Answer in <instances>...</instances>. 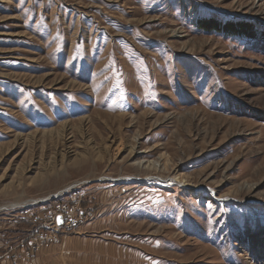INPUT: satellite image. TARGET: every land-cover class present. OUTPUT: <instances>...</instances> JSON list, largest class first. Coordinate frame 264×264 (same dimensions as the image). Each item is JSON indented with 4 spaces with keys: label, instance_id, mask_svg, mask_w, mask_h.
<instances>
[{
    "label": "rangeland",
    "instance_id": "374dc122",
    "mask_svg": "<svg viewBox=\"0 0 264 264\" xmlns=\"http://www.w3.org/2000/svg\"><path fill=\"white\" fill-rule=\"evenodd\" d=\"M0 264H264V0H0Z\"/></svg>",
    "mask_w": 264,
    "mask_h": 264
},
{
    "label": "trees",
    "instance_id": "16d2710c",
    "mask_svg": "<svg viewBox=\"0 0 264 264\" xmlns=\"http://www.w3.org/2000/svg\"><path fill=\"white\" fill-rule=\"evenodd\" d=\"M209 24L210 22H207V24H205V27L206 28H210L209 27ZM249 25L247 24H243V23H239V24H233V23H229V24H226L225 26V29L227 31L231 30L232 32H235V30L239 33H243V34H247V32L249 31V28H248ZM246 32V33H245Z\"/></svg>",
    "mask_w": 264,
    "mask_h": 264
},
{
    "label": "built area",
    "instance_id": "2783aa9c",
    "mask_svg": "<svg viewBox=\"0 0 264 264\" xmlns=\"http://www.w3.org/2000/svg\"><path fill=\"white\" fill-rule=\"evenodd\" d=\"M57 214H58V215H56V214H55V215H56V216H60V217H62V219H63V217L65 216L62 212H58ZM55 215H54V216H55ZM56 216H55V219H56ZM53 223H54V222H53Z\"/></svg>",
    "mask_w": 264,
    "mask_h": 264
},
{
    "label": "bare ground",
    "instance_id": "6f19581e",
    "mask_svg": "<svg viewBox=\"0 0 264 264\" xmlns=\"http://www.w3.org/2000/svg\"><path fill=\"white\" fill-rule=\"evenodd\" d=\"M140 164H141V161L138 162V165H140Z\"/></svg>",
    "mask_w": 264,
    "mask_h": 264
},
{
    "label": "water",
    "instance_id": "95a60500",
    "mask_svg": "<svg viewBox=\"0 0 264 264\" xmlns=\"http://www.w3.org/2000/svg\"><path fill=\"white\" fill-rule=\"evenodd\" d=\"M61 222V220H60V218H59V222L58 223H60Z\"/></svg>",
    "mask_w": 264,
    "mask_h": 264
},
{
    "label": "snow or ice",
    "instance_id": "6c2138e0",
    "mask_svg": "<svg viewBox=\"0 0 264 264\" xmlns=\"http://www.w3.org/2000/svg\"><path fill=\"white\" fill-rule=\"evenodd\" d=\"M58 222H59V218H58Z\"/></svg>",
    "mask_w": 264,
    "mask_h": 264
}]
</instances>
